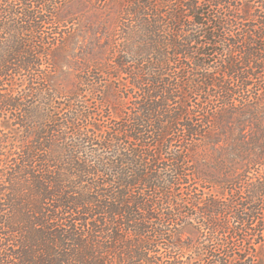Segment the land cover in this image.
I'll return each mask as SVG.
<instances>
[{
  "label": "trees",
  "instance_id": "trees-1",
  "mask_svg": "<svg viewBox=\"0 0 264 264\" xmlns=\"http://www.w3.org/2000/svg\"><path fill=\"white\" fill-rule=\"evenodd\" d=\"M253 1L0 0V264L257 263Z\"/></svg>",
  "mask_w": 264,
  "mask_h": 264
},
{
  "label": "rangeland",
  "instance_id": "rangeland-1",
  "mask_svg": "<svg viewBox=\"0 0 264 264\" xmlns=\"http://www.w3.org/2000/svg\"><path fill=\"white\" fill-rule=\"evenodd\" d=\"M254 1H256V2H254ZM254 1L252 3H255V6H257L260 9L261 5H262L260 3V0H254ZM248 2H249V0H243L242 6L245 10L247 9V3ZM62 10L65 13L63 18L66 21L63 25H68L67 29L65 31H74L75 33H80V35H78V36L80 37L81 42L90 41L91 36L88 34L89 32H88L87 26H89L90 22L93 23L92 18L89 16H92V14L96 11V9H93V7H90V6H85V9L84 8L78 9L74 3H70L67 5V7H65V5H64L62 7ZM64 29H65V27H64ZM73 57L74 56L67 55L66 58H69L68 61L66 59L63 60L65 68L70 70V73H71V76L69 77V79H67L68 86H72V83L74 80V75H75L74 74L75 73L74 68L72 67L73 63L71 61L74 59ZM256 73H261V75L263 77L262 78L259 77V78L253 80V83L255 84L253 86V90H252L253 94H255L257 92L256 89L258 88V86H262L264 88V74H262L261 70H256ZM261 79H263V81ZM110 83L111 82L109 79H106L104 81V84H106V85H110ZM247 98L248 97L244 98L243 101L247 100V102L252 103L253 106H255V108H256L255 120L253 121L251 126L247 127V129H248L247 130V136H248V138H251L250 141L252 142V144L255 145L254 146L255 149L253 152L255 164H252L250 166V168H251L250 174H249L250 179H249L248 183L247 184L242 183L240 186L241 187L240 192L242 191L243 193H245V190L247 192L246 186L248 184L254 185L257 188V186H259V184L261 182H263V180H264V179H262V178H264V157H263L264 156V94H262L261 96L256 97V98L251 97V96L248 99ZM198 100H199L198 96H193L192 104L197 103ZM87 101H88L89 105L91 106L92 110H95L96 108L99 107L97 105V102L95 100H93L92 98H88ZM220 107H221V102L217 101V100L214 101L213 108L217 109ZM100 108H101V106H100ZM261 132L263 133V135H262L259 142H261L263 145L259 146V144H257V141L254 143L252 140H253V138H257L261 134ZM240 168H241L240 172L244 171V169H245V167H243V165ZM255 195H256V198L258 201H256L253 204V206H255L256 208L259 209V212H260L259 216L261 218H263V220H254V221H252V223L250 222L251 224H249V225L252 228L262 229V228H264V205H263L262 201H259V200H262L263 196H260V194L257 195L256 193H255ZM243 196H245V195H243ZM239 246H243L242 243H240ZM256 264H264V247L260 249L259 259L257 260Z\"/></svg>",
  "mask_w": 264,
  "mask_h": 264
}]
</instances>
